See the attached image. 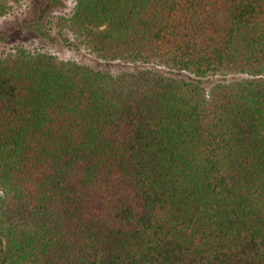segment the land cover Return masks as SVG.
Returning a JSON list of instances; mask_svg holds the SVG:
<instances>
[{"label": "trees", "instance_id": "obj_1", "mask_svg": "<svg viewBox=\"0 0 264 264\" xmlns=\"http://www.w3.org/2000/svg\"><path fill=\"white\" fill-rule=\"evenodd\" d=\"M71 2L70 46L141 67L0 56V264H264V0Z\"/></svg>", "mask_w": 264, "mask_h": 264}, {"label": "rangeland", "instance_id": "obj_2", "mask_svg": "<svg viewBox=\"0 0 264 264\" xmlns=\"http://www.w3.org/2000/svg\"><path fill=\"white\" fill-rule=\"evenodd\" d=\"M36 1L39 0H19L17 3H13L8 13L0 17V32H5L18 25L21 21L26 20L31 15ZM62 1V6L49 12L45 18V25L47 26L46 31H44L45 34H47L45 37H27V35H24L23 37L8 43H0V56L7 55L20 48L29 52L46 53L60 60H73L95 70L111 74H118L123 71H133L141 67L138 64L103 61L92 57L83 49L70 46L68 42L72 41V35L57 23V19L59 16L70 13L72 2L71 0ZM149 67L166 72V70L161 67L152 65ZM241 78L249 77L243 74L216 75L202 79L201 85L203 86L204 91L208 93L211 86L216 83Z\"/></svg>", "mask_w": 264, "mask_h": 264}]
</instances>
